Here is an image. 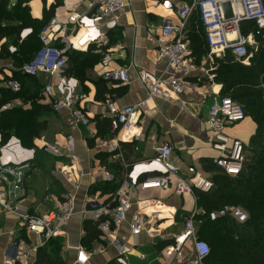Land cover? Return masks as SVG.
Listing matches in <instances>:
<instances>
[{
	"label": "crops",
	"instance_id": "0c3cea01",
	"mask_svg": "<svg viewBox=\"0 0 264 264\" xmlns=\"http://www.w3.org/2000/svg\"><path fill=\"white\" fill-rule=\"evenodd\" d=\"M46 1L47 6L57 1L62 2L56 8L55 17L63 22H67L72 13L88 11L94 2V0ZM164 1L128 0V5L119 15L118 26L111 31V45L114 49L111 68L128 66L129 83L118 87L114 80L104 77L106 69L99 63L82 67L85 81L81 82L78 78L81 84L77 106L88 113L91 119L89 124L77 122L71 110L55 107L53 104H50L51 111L42 117L47 121V128L34 140L37 152L33 167L26 175L28 196L21 203V207L32 213H44L53 207L54 197L61 199L70 192L76 195L77 212L64 226L61 235L46 241L44 245L39 246L37 252L31 254V264H35L38 251H46L50 259L62 260L63 264H77L79 260L84 261V264H119L116 260L119 250L113 242L114 239L124 247L127 264H176L175 237L183 232L189 216L194 214L197 225L198 220L195 216L204 213L203 208L197 203L195 194L180 196L175 193L174 186L167 190L143 189L138 182L130 189L133 206L128 218L117 229L115 235H104L101 232L99 237L85 245L87 234L85 221L89 219L85 210L91 205L89 198L97 197L104 202L112 198L110 193L96 191L97 185L109 181L103 174L101 164L106 163L117 182L120 181V170H124L122 167L113 166V159L110 156L106 162L99 156L101 152L111 156L115 154L98 144L101 139L114 137L107 100L113 97L118 105L125 106L146 98L147 91L139 79L140 73L143 70L161 72L165 69L164 63L156 61L160 28L166 20L179 23V9L184 3H193L195 0H170L173 7L169 9L164 7ZM10 3L13 6L16 0H10ZM32 4H35V11ZM29 5L33 17H43L44 0H31ZM188 25V33L194 26L198 32L196 14L192 15ZM11 42L12 37L0 38V87L6 86L4 79L13 74V59L1 54L2 45L4 43L9 45ZM191 50L196 69L188 75V79L193 85L186 93L172 95L169 100L155 97L149 102L146 111L139 117L141 139L136 144L132 142L122 144L128 161L149 160L156 155L159 146L169 143L173 147L172 159L180 168L181 175L190 177L192 176L190 167H195L199 173L206 172L202 160L213 161L218 156V151L211 145L207 124L210 102L214 96L220 95L222 88L214 79L216 55L209 51L199 58L193 53L192 47ZM38 78L45 84L49 80L47 74L43 73L38 75ZM97 81L106 82V87L113 91L99 94ZM51 98L55 96L45 95L39 102L49 104L45 99L50 101ZM9 104L10 107L31 106L30 102L24 103L21 98L14 99ZM256 127L255 121L247 116L244 120L229 125L226 132L232 137L241 138L248 145L256 132ZM69 135L74 137L75 144L71 152L66 151ZM47 142L57 147L62 154L55 155L42 150L41 147ZM135 145L138 146L137 149L134 148ZM209 161L206 164H209ZM79 171H82V176L79 175ZM141 175L139 181L149 177L148 172ZM69 176L74 183L67 180ZM46 196H51V199L47 200ZM135 215L144 218V229L138 235H134L130 228L131 219ZM18 227L19 218L14 213L0 211V264H4V257L12 238L23 236L32 244L40 243L37 235L21 232L17 230ZM184 253L191 258L196 257L192 242L185 243Z\"/></svg>",
	"mask_w": 264,
	"mask_h": 264
},
{
	"label": "built area",
	"instance_id": "2783aa9c",
	"mask_svg": "<svg viewBox=\"0 0 264 264\" xmlns=\"http://www.w3.org/2000/svg\"><path fill=\"white\" fill-rule=\"evenodd\" d=\"M227 1L232 4L233 16L230 18L225 17L222 6ZM127 5L128 0H94L91 9L70 14L67 22L60 21L54 16L40 32V40L43 43L41 48L30 62L20 68L22 72L30 75L47 74L49 80L45 84L44 93L47 96H55L54 106L71 110L74 119L83 125L89 124L91 119L83 108L77 106L81 82L76 76L67 74L69 67L67 51L88 50L95 46L96 51L102 55L99 64L106 69L104 77L114 80L118 87L129 83L128 66L111 68L114 49L109 36L118 26L119 15ZM163 5L167 9L173 7L170 0H165ZM194 11L200 14L211 54L214 53L218 57L224 56L226 51L230 50L237 60L245 64L250 62L254 52L249 50V44L255 35L254 33L245 35L242 32L241 23L245 20L254 21L257 33L264 36V0H195L193 3H184L179 9V23L164 21L157 37L156 61L164 63L165 69L161 72L143 70L139 75L147 91L146 98L125 106L118 105L113 97L107 100L114 137L101 139L98 144L115 153L111 157L121 162L125 174L110 201H100L97 197L89 198L91 205L85 211L89 219L99 223V229L104 235L114 236L117 229L127 220L133 206L130 189L138 182L143 189L167 190L174 186L175 193L180 196L195 194L197 189L208 192L214 187L213 180L204 172L196 171L193 166L190 167L192 176H182L180 168L172 159L173 147L169 143L159 146L156 155L151 159L135 162L128 161L122 146L125 142L136 144L141 139L139 117L146 111L151 100L155 97L169 100L172 95L186 93L193 85L188 75L196 69V64L191 56L188 24ZM31 32L32 28H24L20 33V42ZM56 41H61L65 46H57ZM9 51L16 52L17 46L11 44ZM5 83L6 87L14 92L22 89L21 83L13 79L12 75ZM10 106L8 103L2 109ZM246 117L245 106L232 96L216 95L210 102L207 117L210 142L219 153L214 162L230 176H237L243 172L248 155L246 143L241 138L230 136L226 129ZM74 145V137L69 135L66 151L71 152ZM43 146L55 155L62 154L53 145ZM134 148L137 149L138 146L135 145ZM36 152L35 145H25L16 134L5 138L0 130V211L14 213L19 218L17 230L26 234L33 233L40 239V243L35 245L23 236L12 238L4 257V264H31V254L37 252L39 246L44 245L46 241L61 235L64 226L77 212L76 195L70 192L61 199L54 197L53 207L44 213H32L21 207V203L28 196L26 175L33 167ZM101 167L109 181L115 179L106 164H101ZM143 172H148L149 177L139 181ZM68 173L70 174L69 171ZM78 173L82 176V171ZM88 174L91 175L90 172ZM67 180L74 183L70 176ZM46 199L50 200L51 196H46ZM226 215H231L239 222L248 219L247 211L241 206L227 205L210 212L212 220ZM130 228L134 235L141 233L144 229V218L140 215L133 216ZM113 242L119 250L117 262L127 264L124 247L117 239ZM186 242L193 243L196 257L191 258L184 253ZM174 247L176 264H203V259L210 254V244L200 238L194 214L187 218L183 232L175 237ZM77 264H84V261L79 260Z\"/></svg>",
	"mask_w": 264,
	"mask_h": 264
},
{
	"label": "trees",
	"instance_id": "16d2710c",
	"mask_svg": "<svg viewBox=\"0 0 264 264\" xmlns=\"http://www.w3.org/2000/svg\"><path fill=\"white\" fill-rule=\"evenodd\" d=\"M30 1L16 0V3L11 6L10 0H0V38L12 37L9 45L6 43L2 45L1 54L13 59L12 78L22 85L19 92H14L6 86L0 87V130L5 138L16 134L21 137L25 145L34 146L35 138H39L40 133L47 128V121L40 119V116L50 112L51 107L50 104L39 102L44 98L42 92H44L45 83L38 76L26 74L20 68L30 62L41 48L43 43L40 40V32L55 16L56 8L62 2L57 1L47 6V1L44 0L43 17L35 18L31 14ZM194 14L198 17V32L194 26L189 29L188 36L193 53L201 58L208 54L210 47L206 40V32L203 34L205 29L200 14L198 11H194ZM24 28H32V32L20 42V33ZM241 30L245 35L254 33L255 37L263 42L262 34L257 33L254 21H243ZM109 36L112 42V32ZM56 43L59 47L65 46L60 41ZM11 44L17 46V51L14 53L9 51ZM101 57V53L96 51L95 46L88 50L71 49L67 51L69 64L67 74L76 76L84 82L82 67L99 63ZM214 63L216 64L213 70L214 79L222 85L220 95H231L232 98L243 103L247 116L255 121L257 127L249 144L246 145L249 155L241 174L230 176L222 171L214 160H202L204 170L208 172L204 173L214 182L211 191L195 190L197 203L204 210V213L195 216L198 220L197 231L200 238L206 240L211 247L210 254L203 259V263L264 264V44L261 43L248 64L237 60L230 50H227L222 57L214 56ZM7 79L9 77L5 78ZM96 86L99 94L113 91L106 87L104 81H97ZM17 98H21L24 103L30 102L31 106L29 108L15 106L1 110L3 106ZM53 100L56 102L55 98ZM41 149L49 153L44 146ZM99 156L103 162L108 161L109 156L112 158L106 152L99 153ZM208 161L209 164H206ZM112 164L116 168L123 169L119 160L113 159ZM124 174L125 170H120L119 182L112 180L100 183L96 191L113 195ZM227 205L243 207L248 213V219L245 222H239L231 215L215 220L210 218V212ZM85 229L87 232L85 245L101 235L99 223L91 219L85 221ZM41 263L63 264L62 260L50 259L46 251H38L35 264Z\"/></svg>",
	"mask_w": 264,
	"mask_h": 264
},
{
	"label": "rangeland",
	"instance_id": "374dc122",
	"mask_svg": "<svg viewBox=\"0 0 264 264\" xmlns=\"http://www.w3.org/2000/svg\"><path fill=\"white\" fill-rule=\"evenodd\" d=\"M12 1H15V0H12ZM32 8L33 10L35 11V4H32ZM203 34H205V31L203 30ZM261 38L263 39V42H261L259 39H257L256 37L253 39L252 38V41L250 42L249 46H250V50H252L254 53L256 51H258V49L260 48V45L261 43L264 44V36L262 35ZM57 46H58V43H55ZM216 66V65H215ZM43 93V94H42ZM41 94L43 96H45L46 94L44 92H42ZM47 96V95H46ZM231 96V95H230ZM48 97V96H47ZM46 101H48L49 104H53L55 103V101L51 98V100L49 101L48 99H45ZM53 102V103H52ZM43 116H45L43 114ZM43 116H40V119L43 117ZM238 123V122H237ZM248 123V122H247ZM49 137V136H48ZM47 137V138H48ZM47 145H50V143L47 142ZM247 155H248V151H247Z\"/></svg>",
	"mask_w": 264,
	"mask_h": 264
},
{
	"label": "water",
	"instance_id": "95a60500",
	"mask_svg": "<svg viewBox=\"0 0 264 264\" xmlns=\"http://www.w3.org/2000/svg\"><path fill=\"white\" fill-rule=\"evenodd\" d=\"M223 10H224V13H225V17L226 18H230L233 16V10H232V4L230 1H227L225 3H223Z\"/></svg>",
	"mask_w": 264,
	"mask_h": 264
},
{
	"label": "bare ground",
	"instance_id": "6f19581e",
	"mask_svg": "<svg viewBox=\"0 0 264 264\" xmlns=\"http://www.w3.org/2000/svg\"><path fill=\"white\" fill-rule=\"evenodd\" d=\"M75 41H76V38H75Z\"/></svg>",
	"mask_w": 264,
	"mask_h": 264
}]
</instances>
